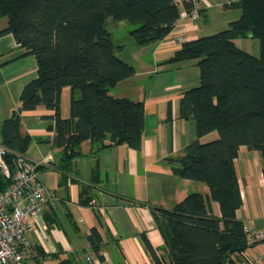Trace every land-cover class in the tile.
Returning <instances> with one entry per match:
<instances>
[{
	"label": "trees",
	"instance_id": "16d2710c",
	"mask_svg": "<svg viewBox=\"0 0 264 264\" xmlns=\"http://www.w3.org/2000/svg\"><path fill=\"white\" fill-rule=\"evenodd\" d=\"M228 6L241 10L239 19L218 33L182 42L165 61H196L200 71L199 84L183 91L180 101L181 117L195 121L197 139L185 146L181 158L168 162L180 178L208 186L221 216L211 213L201 193L189 194L173 210H154L168 260L146 241L152 264H240V255L252 246L236 217L242 197L234 161L240 147L247 146L264 162V0H235ZM196 7L200 16L193 0H0V18L7 19L0 34H12L22 55H34L38 64L18 110L0 129L11 173L16 154H25L32 141L19 133L22 114L40 106L54 111L45 119L55 123L54 144L64 149V168L87 140L94 150L122 144L140 150L144 102L110 94L136 69L118 56L122 47L114 42L108 19L135 25L130 32L135 43L148 46L172 32L182 9L191 14ZM249 35L259 40V57L235 43ZM65 87L72 90L69 118L60 108ZM214 132L217 139L200 141ZM93 172L97 182L98 167ZM11 181L0 172V190ZM88 241L98 253L102 237L96 229Z\"/></svg>",
	"mask_w": 264,
	"mask_h": 264
},
{
	"label": "crops",
	"instance_id": "0c3cea01",
	"mask_svg": "<svg viewBox=\"0 0 264 264\" xmlns=\"http://www.w3.org/2000/svg\"><path fill=\"white\" fill-rule=\"evenodd\" d=\"M193 1L201 12L199 18L190 19L188 11L182 9L180 21L164 40L148 46L136 44L135 56L129 62L123 59L131 62L136 74L110 92L116 98L144 102L145 128L140 150L126 144L94 150L87 140L76 147L78 155L64 168V149L54 144L55 123L45 119L54 111L40 106L22 114L19 133L32 139L25 155L43 163L40 177L46 191L53 196L42 209L37 228L28 234L30 247L24 254L25 263L152 264L146 241L160 257L168 260L154 210H173L189 194L201 193L207 198L211 213L221 216L220 205L210 200L208 186L180 178L168 162L181 158L185 146L197 139L196 123L181 117L180 101L183 91L199 84L200 71L197 62L170 65L165 61L181 48L180 37L185 41L201 37L204 25L200 20L204 17L208 22L212 2L222 3L220 0ZM234 1L227 0L222 5L237 9L234 17L226 21L227 27L241 16L240 9L228 6ZM109 25L119 28V23L110 22V30ZM6 27L7 19L0 18V32ZM117 46L122 47L119 56L126 47ZM23 52L12 34H0V129L18 110L24 86L37 77L36 57L22 55ZM71 98V88L65 87L60 107L64 118L70 117ZM217 138L218 133L214 132L200 141L205 143ZM234 165L242 197L236 217L244 227L264 231L262 155L241 146ZM97 167L99 179L94 182L93 171ZM93 229L102 237L98 253L88 241ZM248 240L252 246L240 255V264H264V243L251 237Z\"/></svg>",
	"mask_w": 264,
	"mask_h": 264
},
{
	"label": "built area",
	"instance_id": "2783aa9c",
	"mask_svg": "<svg viewBox=\"0 0 264 264\" xmlns=\"http://www.w3.org/2000/svg\"><path fill=\"white\" fill-rule=\"evenodd\" d=\"M188 16L192 20L198 19V8ZM179 40L184 42L185 38ZM8 152L9 149L0 143V172L12 180L0 190V264H27L24 254L30 247L28 234L37 228L42 209L53 196L46 191L40 177L42 162L17 153L12 174L5 159ZM244 232L264 243V231L244 227Z\"/></svg>",
	"mask_w": 264,
	"mask_h": 264
},
{
	"label": "rangeland",
	"instance_id": "374dc122",
	"mask_svg": "<svg viewBox=\"0 0 264 264\" xmlns=\"http://www.w3.org/2000/svg\"><path fill=\"white\" fill-rule=\"evenodd\" d=\"M220 1H222V3L220 4H218V2H212L213 5L210 8L208 22H206V19L204 17H202V19L200 20L199 23L204 25L203 26L204 32L199 34L200 36L213 35L215 33L222 31L225 27H227L225 26L226 25L225 23H227L226 21L232 19L231 17H234L235 13L237 12V9H226L222 6L223 3H225L227 0H220ZM109 27L110 30L113 32L114 42L117 45H125L126 47L125 50L119 54V57L121 59L128 60L129 62L131 56L133 57L135 56L134 47L136 43L130 32L133 29H135L136 26L128 22H120L119 28L115 29L111 25H109ZM235 43L237 47H239L240 49L247 51L254 56L259 57L260 43L258 39L251 38L249 35V37H241L235 40ZM149 55L150 53L148 54V56Z\"/></svg>",
	"mask_w": 264,
	"mask_h": 264
},
{
	"label": "water",
	"instance_id": "95a60500",
	"mask_svg": "<svg viewBox=\"0 0 264 264\" xmlns=\"http://www.w3.org/2000/svg\"><path fill=\"white\" fill-rule=\"evenodd\" d=\"M111 21H112V19L109 18V19H108V23H110Z\"/></svg>",
	"mask_w": 264,
	"mask_h": 264
}]
</instances>
